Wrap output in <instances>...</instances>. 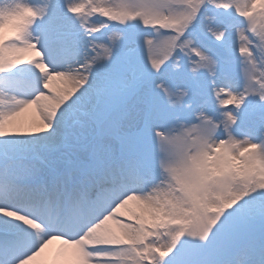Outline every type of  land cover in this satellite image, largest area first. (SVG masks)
I'll use <instances>...</instances> for the list:
<instances>
[{
    "label": "snow or ice",
    "instance_id": "6c2138e0",
    "mask_svg": "<svg viewBox=\"0 0 264 264\" xmlns=\"http://www.w3.org/2000/svg\"><path fill=\"white\" fill-rule=\"evenodd\" d=\"M55 243L264 264V0H0V264Z\"/></svg>",
    "mask_w": 264,
    "mask_h": 264
},
{
    "label": "bare ground",
    "instance_id": "6f19581e",
    "mask_svg": "<svg viewBox=\"0 0 264 264\" xmlns=\"http://www.w3.org/2000/svg\"><path fill=\"white\" fill-rule=\"evenodd\" d=\"M5 34L8 36V30H5ZM6 36V38H7ZM24 54V57H28V59L33 58L31 53H18L16 55ZM52 87L54 88H61L63 85H61L59 82H54ZM18 119L23 121H32L36 119V113L34 109H30L27 112L23 113L21 117ZM73 257L71 255V251L68 250L65 251V246L59 243H55L45 252L44 256L39 258L35 264H72Z\"/></svg>",
    "mask_w": 264,
    "mask_h": 264
},
{
    "label": "rangeland",
    "instance_id": "374dc122",
    "mask_svg": "<svg viewBox=\"0 0 264 264\" xmlns=\"http://www.w3.org/2000/svg\"><path fill=\"white\" fill-rule=\"evenodd\" d=\"M111 2L118 5L122 2V0H111ZM93 18H95V17H93ZM23 55L24 54H21L20 56L24 57Z\"/></svg>",
    "mask_w": 264,
    "mask_h": 264
}]
</instances>
